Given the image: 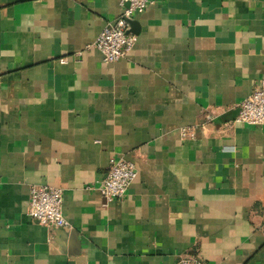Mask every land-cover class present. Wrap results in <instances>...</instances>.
<instances>
[{
	"label": "crops",
	"instance_id": "obj_1",
	"mask_svg": "<svg viewBox=\"0 0 264 264\" xmlns=\"http://www.w3.org/2000/svg\"><path fill=\"white\" fill-rule=\"evenodd\" d=\"M126 5L0 0V264H264V125L235 121L264 80V0H152L104 62L86 46ZM111 157L136 176L107 202ZM34 185L69 227L28 215Z\"/></svg>",
	"mask_w": 264,
	"mask_h": 264
},
{
	"label": "built area",
	"instance_id": "obj_2",
	"mask_svg": "<svg viewBox=\"0 0 264 264\" xmlns=\"http://www.w3.org/2000/svg\"><path fill=\"white\" fill-rule=\"evenodd\" d=\"M127 5L122 14L108 26H105L95 40L86 48H95L104 62H115L131 50L136 36L129 31V20L135 13H140L152 3V0H120ZM79 55V54H77ZM235 121L250 125H264V80L260 81L239 105ZM194 130L189 127L180 129L182 138L192 136ZM136 176L133 163L120 158L109 159L106 174L101 178L96 189L105 201L123 198ZM28 215L46 227H69L62 211V190L47 185L30 187L27 206ZM176 264H206L197 256L182 255Z\"/></svg>",
	"mask_w": 264,
	"mask_h": 264
},
{
	"label": "water",
	"instance_id": "obj_3",
	"mask_svg": "<svg viewBox=\"0 0 264 264\" xmlns=\"http://www.w3.org/2000/svg\"><path fill=\"white\" fill-rule=\"evenodd\" d=\"M129 24L131 25V26H134V24H135V22H134V20H129ZM131 30V29H130Z\"/></svg>",
	"mask_w": 264,
	"mask_h": 264
}]
</instances>
